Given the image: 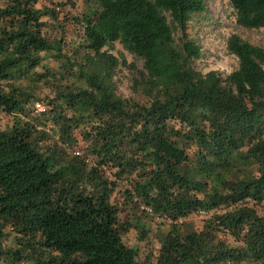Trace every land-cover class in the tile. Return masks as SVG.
<instances>
[{
    "label": "trees",
    "instance_id": "16d2710c",
    "mask_svg": "<svg viewBox=\"0 0 264 264\" xmlns=\"http://www.w3.org/2000/svg\"><path fill=\"white\" fill-rule=\"evenodd\" d=\"M44 1L0 0V264H139L119 216L138 205L170 224L153 264H264V48L232 34L237 69L202 74L186 29L203 0H85L68 44L44 35ZM229 5L264 28V0ZM115 43L143 61L134 97Z\"/></svg>",
    "mask_w": 264,
    "mask_h": 264
},
{
    "label": "rangeland",
    "instance_id": "374dc122",
    "mask_svg": "<svg viewBox=\"0 0 264 264\" xmlns=\"http://www.w3.org/2000/svg\"><path fill=\"white\" fill-rule=\"evenodd\" d=\"M208 11L204 14L191 17L187 23L186 34L195 41L202 51V57L193 67L196 71L205 74L209 71H218L222 75H227L237 69V59L229 55L226 51V41L232 34L240 36L249 43L264 48V28L258 30H248L240 27L235 20V12L229 5V0H203ZM53 2L56 11L59 12L56 21H49L43 33L47 38L60 39L63 37L66 43L69 39H82L83 31L73 24V17L89 13L85 0H46L41 5H48ZM79 31V35L78 32ZM63 35H62V33ZM182 37V32L175 33V38ZM115 49L110 52L114 56L118 65L113 69V82L117 93L124 97H134L133 85L139 79L143 69V61L133 54L124 50L119 43L114 44ZM67 50V49H66ZM124 59L125 63H122ZM57 65V64H56ZM72 83V82H71ZM70 83V84H71ZM48 93L47 88L44 89ZM3 119V118H2ZM3 124L2 120L0 121ZM77 148V149H76ZM73 152H83L84 145L79 143ZM72 152V151H71ZM121 188L111 195L112 201L119 204L122 201ZM122 207V206H121ZM122 221L128 220L132 228L123 235L122 241L129 248L136 249L139 264H153L157 258L158 251L162 245L166 233L169 230V222H163L155 216L145 217L142 214L141 205L134 209L123 207L119 214ZM203 217L193 214L189 218L181 221L178 225L181 234L199 231L202 227ZM183 222V223H182ZM140 229L145 234L140 236Z\"/></svg>",
    "mask_w": 264,
    "mask_h": 264
},
{
    "label": "built area",
    "instance_id": "2783aa9c",
    "mask_svg": "<svg viewBox=\"0 0 264 264\" xmlns=\"http://www.w3.org/2000/svg\"><path fill=\"white\" fill-rule=\"evenodd\" d=\"M35 109L37 112H41L44 110V107L41 104H35Z\"/></svg>",
    "mask_w": 264,
    "mask_h": 264
}]
</instances>
